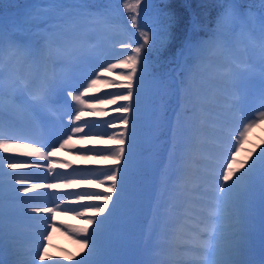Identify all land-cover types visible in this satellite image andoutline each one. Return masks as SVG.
Wrapping results in <instances>:
<instances>
[{"label":"snow or ice","instance_id":"1","mask_svg":"<svg viewBox=\"0 0 264 264\" xmlns=\"http://www.w3.org/2000/svg\"><path fill=\"white\" fill-rule=\"evenodd\" d=\"M219 7L205 36L193 38V22L165 55L180 22L167 0H0V264H264V147L238 159L264 123V11L253 18L241 0ZM129 24L138 38L113 39L129 35ZM245 34L259 49L258 73L254 61L232 55L234 37ZM6 64L25 71L6 74ZM201 71L223 82L211 99L222 97L242 125L238 135L220 130L222 159L209 168L199 166L210 115ZM100 84L113 91L91 95ZM250 102L258 116L244 122ZM99 105L119 115L84 119L106 116ZM90 136L111 146L76 147ZM58 150L111 163L75 167ZM78 184L93 187L51 191ZM72 197L89 203L69 204ZM154 200L158 214L137 238ZM57 213L86 226L59 224ZM52 229L75 238V257L48 255Z\"/></svg>","mask_w":264,"mask_h":264},{"label":"bare ground","instance_id":"2","mask_svg":"<svg viewBox=\"0 0 264 264\" xmlns=\"http://www.w3.org/2000/svg\"><path fill=\"white\" fill-rule=\"evenodd\" d=\"M241 39L242 38L234 37L232 55L237 57V58H239L241 61H245V60L254 61L255 65L257 67L256 71L258 73V71H259V54L255 51V47H253L249 43H246V42L243 43V44L240 43L239 40H241ZM112 62H115V59ZM5 67L7 68V69L4 68L5 73L6 74H8V73L12 74V71L10 69H13V68L11 66H9V65H6ZM203 73H204V75L199 76L200 77L199 79L208 81V88L206 89V92L208 93V102H206V108L208 109V112L210 114L209 118H211V119L213 117L215 118L214 119V121H215L214 123L209 121V126L219 129V127H217L218 123H222L223 124V123H225L226 121H228L231 118H233V119L240 118L239 114L233 115L232 113L226 112L222 108L221 104L218 102V100H222V97L217 96L216 100H214V101L210 100V95L209 94L211 93V89L213 90L214 87L220 88V86L223 87L224 85H223V82L221 80L209 79V73L207 71H203ZM106 75H108L109 77H111L113 79H119V76L116 73H107ZM107 91H113V89H109L105 85L100 84V85H98V90L96 92L92 93L91 95H99L100 93L107 92ZM250 104H251V102L244 109V112H243L244 122H248V120H250V117H251L250 113L253 112L252 108L250 107L251 106ZM99 106L106 108V110H107V115L106 116H103V117H88V115L85 114L84 119L102 120V119H109V118H112V117H116V116L119 115V114L111 111V109L113 107L111 105H99ZM64 121H65V123H67V117L66 116L64 117ZM237 127L239 129L242 127L241 121L238 123ZM263 130H264V128H263ZM93 131H100V129H94ZM107 131L110 132V131H112V129H107ZM253 132L254 131H250L247 134V138L243 142L244 145H246V144H248L250 142V140L252 139V137L254 135ZM219 133H220V131H219ZM205 134H206V137H207L206 141H211L212 143H217V141H216L217 137H215L214 135L208 134L207 132H205ZM255 136L257 137L259 135L257 134ZM206 141H205V143L207 144ZM111 143H112L111 141L97 139L94 136H90L89 139L84 140V141H80V140H76L75 141L76 147L83 146V147H89V148H92V147H97L98 148V147H104V146H111ZM255 145H257V144H255ZM260 146L258 145V148ZM203 147H204V145H203ZM239 153H241V150L239 151ZM239 153H238V155H239ZM208 154H210V152H208ZM210 155H211V157L209 159H212V160L215 159L214 161L222 159L221 157L217 156L218 154L214 155L213 152H211ZM55 156L60 158V159L65 160V161L71 162V164L73 166L76 165V167H92V168L100 169L103 166L108 165V164L111 163L110 161L103 160L101 158H93V157L84 158V157H81V156H78V155H75V154H72V153H69V152L62 151V150H58L55 153ZM199 166L201 168H209L210 167L209 164L204 165V166H201V165H199ZM15 171H18V172H21V173H28V169H19V170H15ZM70 171L71 170H69L68 172H70ZM29 178L32 179V180H40L39 182H56V183H60L61 182V181H51L50 179L45 181L44 178L41 177V176H30ZM89 187H93V186L86 185V184H78V185H74L72 188L59 187V188L52 189L51 191L52 192H56V193L78 192V191L85 190V189H87ZM95 187L97 188V190H99L98 186H95ZM73 198H75V197H73ZM68 203L69 204L89 203V201L81 200V201H76L75 203H72V201H68ZM89 214L90 213H86L85 215H89ZM76 218H78V217L75 216L72 213H67V214H65V213H57L56 217H55L56 221L59 224H62V225H70V224L73 225L74 224V220ZM31 227L32 228H38V227L33 226L32 224H31ZM51 232L57 233V235H58V233L60 234V232H58L57 229H52ZM52 235L54 237L56 236L55 234H51V236H50V238L48 240V243H50L49 241H50ZM62 238L64 239V241L66 243L63 242V241H62V243H64V244L58 243L59 241H61V240H58L59 238L57 239L58 240L57 244L55 243L56 248L61 251L62 256H60L61 255V253H60L59 256L57 255L58 257L57 256H54V257L63 258L65 260H68L69 257H75L77 251L79 250L80 245L76 243V240H75L74 237H71L72 238L71 239L67 234L63 235ZM52 250H55V249L52 248ZM48 254L53 256V253H51L50 251H48Z\"/></svg>","mask_w":264,"mask_h":264},{"label":"trees","instance_id":"3","mask_svg":"<svg viewBox=\"0 0 264 264\" xmlns=\"http://www.w3.org/2000/svg\"><path fill=\"white\" fill-rule=\"evenodd\" d=\"M32 0H27V2ZM117 2V0H114ZM159 3L160 0H155ZM173 11H175L179 17V24L176 28V39L170 45L168 53L169 55L175 51L181 41L189 34L193 22L196 25V31L192 32L193 38H199L205 36L209 29L214 26V21L220 12V0H167ZM243 4L249 5L253 9L264 11L260 7V0H241ZM120 11L123 13V19L127 21L128 13L124 12L122 4ZM128 28L131 29L130 24ZM132 30V29H131ZM134 31V30H132ZM138 37V33L133 32Z\"/></svg>","mask_w":264,"mask_h":264},{"label":"rangeland","instance_id":"4","mask_svg":"<svg viewBox=\"0 0 264 264\" xmlns=\"http://www.w3.org/2000/svg\"><path fill=\"white\" fill-rule=\"evenodd\" d=\"M31 2H35V3H39V4H47V3H49L50 2V0H32V1H29V3H31ZM252 9V16H253V18H255L256 16H258L259 15V13L261 12V10H257V9H253V8H251ZM214 27V26H213ZM134 31H132L130 28H129V36H131L132 38L133 37H137L136 36V34H134L133 33ZM235 37H237V38H242L241 40H239V42L240 43H249L250 45H251V42H250V39H249V37L245 34V35H237V36H235ZM247 39V40H246ZM197 74H201V75H204V73H203V71H201V72H198ZM200 77H198L197 75H196V81H197V83L198 82H200L201 80L199 79ZM200 80V81H199ZM212 90V89H211ZM251 105V107H254L255 109H256V107H257V104H255V103H251L250 104ZM251 117H250V119H254V118H256L257 116H258V113L254 110L253 112H251V115H250ZM210 117V116H209ZM209 117H208V119H209ZM235 117V116H234ZM255 128V129H254ZM251 131H254L253 133H254V135H253V137H252V139L250 140V142L248 143V144H246V145H244V144H242V146L240 147V150H241V153H239V155H238V159H242V158H244L245 156H247L248 155V153L249 152H251L254 148L257 150V151H259V148H258V145L260 146V147H264V130H263V128H264V123H258L257 125H256V127H254ZM207 129H210V126L207 128ZM259 135V136H255V135H257V134ZM253 140V141H252ZM208 142V141H207ZM255 144H257V145H255ZM204 145H206V143H204ZM245 154H244V153ZM28 171H31V170H28ZM62 170H60L59 172H61ZM63 171H64V173H67L69 170L68 169H63ZM37 182H39L40 180H36ZM69 201H72V203H75L76 202V199L75 198H70L69 199ZM157 214H158V212H157V206H156V202H155V200L153 201V204L151 205V207H146L145 208V210H144V212H143V214H142V216H141V218L139 219V221L137 222V224H136V226H135V229H134V232H135V234L137 235V238H139V236L141 235V234H147V231H148V229H149V226L152 224V222H153V219H154V217L155 216H157ZM40 221H35V222H32L31 224L33 225V226H35V227H39L40 226ZM71 225V224H70ZM73 227H84V226H86V221L85 220H83V219H80V218H76L75 220H74V224L72 225ZM57 231L58 232H60V234L58 233V235H57V233H54V232H51V234H55L56 236L54 237L53 235H52V237H51V239H50V243H48V249H47V251H50L51 253H53V256L52 255H50V254H48L49 256H52V257H54V256H59L60 255V253H61V251L60 250H58L57 248H56V246H55V243L57 244V241L58 240H61V241H59L58 243H62V241L63 242H65L64 241V239L62 238V236L63 235H65V234H67V233H65L64 231H63V229H57ZM62 232V233H61ZM59 238V239H58ZM62 238V239H61ZM71 238V237H70ZM69 238V239H70ZM58 239V240H57ZM72 239V238H71ZM55 240V241H54ZM74 240V239H73ZM66 243V242H65ZM53 244V245H52ZM62 244H64V243H62ZM55 247V248H54ZM52 248L53 249H55V250H52ZM50 249V250H49ZM53 251V252H52ZM56 251V252H55ZM152 251H153V249H152V245H151V242H149V254H151L152 253ZM55 253V254H54ZM57 253V254H56ZM59 253V254H58ZM57 256V257H58ZM60 256H62V253H61V255Z\"/></svg>","mask_w":264,"mask_h":264}]
</instances>
